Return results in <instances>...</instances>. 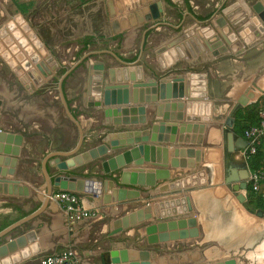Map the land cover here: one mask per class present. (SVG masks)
Instances as JSON below:
<instances>
[{
    "label": "crops",
    "instance_id": "obj_1",
    "mask_svg": "<svg viewBox=\"0 0 264 264\" xmlns=\"http://www.w3.org/2000/svg\"><path fill=\"white\" fill-rule=\"evenodd\" d=\"M28 1L72 18L75 38H93L99 20L97 39L116 36L121 48L87 50L54 92L36 68L42 37L22 17L40 42L19 26L33 61L5 27L26 62L9 51L18 71L40 81H17L0 55V133L23 137L0 141V231L13 225L0 237V264H39L63 250L75 264H264V218L237 200L239 182H225L226 158L237 170L243 163L226 134L242 137L237 114L255 111L264 93V0ZM107 85H126L129 102L98 104ZM255 121L256 113L241 125ZM57 191L74 192L94 215L67 223L65 204L50 198ZM171 233L178 238L160 240Z\"/></svg>",
    "mask_w": 264,
    "mask_h": 264
},
{
    "label": "water",
    "instance_id": "obj_2",
    "mask_svg": "<svg viewBox=\"0 0 264 264\" xmlns=\"http://www.w3.org/2000/svg\"><path fill=\"white\" fill-rule=\"evenodd\" d=\"M152 10H154L155 15L157 14V11L155 9V6L152 7ZM249 13H251V11H249ZM20 22L22 21V23L20 24L21 29L23 31H25L26 36L28 37V39L32 40L33 45L34 46H39L40 42L39 40L35 39V34L31 31L28 30V26L25 22H23V18L21 15H16L14 17V19H10L5 23V27H7L9 30L12 31V35L13 37H15L18 41V45L22 46L24 48V51L27 53H31V59L33 61H37L39 60V55L37 53H33V49H32V45L29 44L28 40L26 39L25 36H22V33L15 28V23L14 21ZM0 37L2 38V42L0 41V55L2 56V58L4 60H6V62L16 71L18 68L16 67V61L11 58V55L9 53V51L14 54L15 58L21 63V65L23 66L24 69H26V62L22 61L23 59V55L22 52L19 51L18 46L12 41V39L10 38V36H8L6 34V30L5 28L1 27L0 28ZM246 42H249L248 39L246 40ZM5 45H7L8 50L5 49ZM43 57V55H42ZM44 61L41 62V65L38 64L40 73L42 74L43 77H46L48 73H50V68L49 66L53 67V58L50 54L46 53L44 55ZM46 62L48 63V65L46 64ZM55 64V63H54ZM20 72V71H18ZM20 74V73H19ZM28 78L21 75V80L24 82L27 79H31L33 85L36 84L38 81H40V76L38 73H36V71L33 72V75L30 74L29 72H27ZM130 79L134 80L133 75H130ZM175 80V78H173ZM167 80V78L163 77L160 80V84H159V96L160 98H164L163 97V92H164V85L163 83H165V81ZM177 81V80H176ZM30 84V88H34V86ZM29 88V89H30ZM102 100L99 101L98 104H100L101 102L105 105V106H110V105H120V104H126L129 102V96H128V87L126 85H107L104 86L103 88V92H102ZM239 109V105H235L233 106V108L231 109V112L229 114V117L226 119V125L230 128L233 127L234 124V115L236 113V111ZM127 122V121H125ZM147 133V134H146ZM150 130H145L144 134L146 136V138L148 137L147 135H149ZM227 139L231 142L232 139H234L235 141V146L236 148H241L243 149L245 147V140L241 137L238 136L236 133L229 131L226 134ZM145 138V139H146ZM22 135L21 134H14V133H0V141H5L7 143H14L15 145H21L22 143ZM137 140H135L134 142H136ZM229 142V143H230ZM102 150L105 149V147H101ZM233 146L230 143L227 148H226V155L228 156V154H230L233 151ZM11 161V165H14L17 161V158L12 157L10 159ZM226 165H227V170L228 173L225 177V182L229 183V182H239L238 185L233 187V191L236 192L235 196L237 198V200L242 203V205L250 212L253 213L259 217H263L264 218V211L262 209H255L253 207H251L246 199L245 194L241 193V192H237V191H243L246 189L247 185L245 183V179L247 178V168L245 164H242L241 167L237 168L235 166H233L232 164L229 163L228 158H226ZM60 167V169H66V164L64 162L59 163L58 165ZM57 180L61 181L62 183L65 184V182L67 181H73V177L70 176H61L58 177ZM60 187L65 188V185H61ZM67 188V185H66ZM13 226V225H11ZM11 226L0 231V237L2 235H4L9 229H11ZM160 240H165V239H177L178 238V233H171L170 237H167V235L163 234V235H159ZM4 247L0 248V252L1 250H3ZM217 264H235L233 260H228L225 261L224 263H217Z\"/></svg>",
    "mask_w": 264,
    "mask_h": 264
},
{
    "label": "rangeland",
    "instance_id": "obj_3",
    "mask_svg": "<svg viewBox=\"0 0 264 264\" xmlns=\"http://www.w3.org/2000/svg\"><path fill=\"white\" fill-rule=\"evenodd\" d=\"M204 1L206 3V0ZM227 1L229 0H224V2ZM64 3L67 6L66 0L64 1ZM31 6L32 5L28 0H0V28H5V23L8 21V19L12 18L14 15L21 14V16L24 17V19L27 21L29 26H31V28L36 32V34L39 37H42L41 39L45 45V50L47 51L46 53L50 54L54 61L57 59L59 63L56 67L50 66V73H48L46 77H43L44 80L49 81L48 86L51 82V87H53L52 91L54 92L56 90L55 88L58 82L62 81L63 83L68 77V75L72 73L71 71L67 75L65 74V71L68 70L70 66L73 65L87 50H99L103 48L106 50H119L121 48V45L119 44V41L116 36L106 37L107 41H101L97 39L103 37L99 34V28L102 27V24L97 19L95 23L92 24V27H95V35L93 36V38L88 37L87 39H79L75 38L74 34L72 33L74 30H77L79 28L78 25L72 21V18L67 19V21L65 18L67 15L63 16L62 18H59L58 16H56L57 13L55 12V10L51 7H48V9L36 10L35 8H31ZM67 10L71 12V10ZM16 26L17 29H19L20 25L18 23ZM56 30L57 32H55ZM54 32L55 35H57V39L51 38V34ZM83 44L84 47H82ZM46 53L41 51V55L43 56ZM19 73L23 74L22 71L18 72L17 69L15 73L17 81H21V76ZM23 76L28 78V75L26 73L23 74ZM45 85L43 86L44 89L41 88L38 90L37 95L45 94V88L47 89V86ZM56 95L57 94H54V96ZM53 101L55 102V106H57L60 111L61 104L60 100L58 99V96ZM240 192L244 194L243 191ZM248 199L249 197L247 198V202Z\"/></svg>",
    "mask_w": 264,
    "mask_h": 264
},
{
    "label": "built area",
    "instance_id": "obj_4",
    "mask_svg": "<svg viewBox=\"0 0 264 264\" xmlns=\"http://www.w3.org/2000/svg\"><path fill=\"white\" fill-rule=\"evenodd\" d=\"M242 138L246 142L245 147L242 149V159L248 171L245 180L247 187L243 192L246 194V199L249 196L254 203L258 202L264 207V166H250L251 158L254 157L264 145V93L256 107V121L243 128ZM50 198L65 204V221L69 224L84 217L94 215V213L87 211L79 205L78 196L74 192L57 191L52 193ZM39 264H75V260L70 251L63 250L56 254L41 258Z\"/></svg>",
    "mask_w": 264,
    "mask_h": 264
},
{
    "label": "trees",
    "instance_id": "obj_5",
    "mask_svg": "<svg viewBox=\"0 0 264 264\" xmlns=\"http://www.w3.org/2000/svg\"><path fill=\"white\" fill-rule=\"evenodd\" d=\"M255 113H256V110L254 111L253 109L252 110H249V111H245V112L238 113L237 119H236V124H237V126H239L241 128L240 129L241 130V133H242L243 128L245 126H247V125H243V124L241 125V121H246L247 118L252 117V116L254 117ZM263 148H264V146H263ZM250 166L251 167L264 166V151H262V149H260L256 153V155L251 158ZM248 202H249V204L252 207H254V208H261V209L264 210V207L260 203H258V202L254 203V201L251 200L250 197L248 199Z\"/></svg>",
    "mask_w": 264,
    "mask_h": 264
},
{
    "label": "bare ground",
    "instance_id": "obj_6",
    "mask_svg": "<svg viewBox=\"0 0 264 264\" xmlns=\"http://www.w3.org/2000/svg\"><path fill=\"white\" fill-rule=\"evenodd\" d=\"M18 30H19V29H18ZM39 64L41 65V62H40ZM36 68L39 70L38 64H37ZM39 71H40V70H39Z\"/></svg>",
    "mask_w": 264,
    "mask_h": 264
},
{
    "label": "flooded vegetation",
    "instance_id": "obj_7",
    "mask_svg": "<svg viewBox=\"0 0 264 264\" xmlns=\"http://www.w3.org/2000/svg\"><path fill=\"white\" fill-rule=\"evenodd\" d=\"M55 62H56V61H55ZM242 164H245V163L243 162ZM247 173H248V172H247ZM245 180H246V179H245ZM245 180H244V181H245ZM245 183H246V182H245Z\"/></svg>",
    "mask_w": 264,
    "mask_h": 264
}]
</instances>
